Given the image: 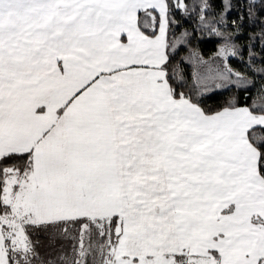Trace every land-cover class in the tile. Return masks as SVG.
<instances>
[{"label": "snow or ice", "instance_id": "obj_1", "mask_svg": "<svg viewBox=\"0 0 264 264\" xmlns=\"http://www.w3.org/2000/svg\"><path fill=\"white\" fill-rule=\"evenodd\" d=\"M0 264H264V0H0Z\"/></svg>", "mask_w": 264, "mask_h": 264}]
</instances>
